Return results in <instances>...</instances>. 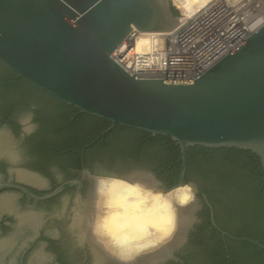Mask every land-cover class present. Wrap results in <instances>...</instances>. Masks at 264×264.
<instances>
[{"label": "water", "instance_id": "water-1", "mask_svg": "<svg viewBox=\"0 0 264 264\" xmlns=\"http://www.w3.org/2000/svg\"><path fill=\"white\" fill-rule=\"evenodd\" d=\"M177 24L169 0H0V62L51 98L109 122L103 135L122 126L171 139L181 155L177 185L191 184L185 181L191 147L248 151L264 170V26L197 78L138 80L110 59L132 27L168 32ZM32 140L45 151L46 142L37 136ZM25 144L39 171L54 163L28 140ZM143 171L121 177L169 190ZM195 201L196 196L177 206V230L167 245L131 264L170 252L182 238ZM0 204L14 210V195L0 194ZM32 218L39 220L36 214Z\"/></svg>", "mask_w": 264, "mask_h": 264}, {"label": "clouds", "instance_id": "clouds-1", "mask_svg": "<svg viewBox=\"0 0 264 264\" xmlns=\"http://www.w3.org/2000/svg\"><path fill=\"white\" fill-rule=\"evenodd\" d=\"M131 39L144 62L156 55L150 35ZM37 128L27 109L15 114L14 126L0 123V194L12 193L16 205L0 204V264H108L107 257L131 264L173 239L177 206L195 200L193 185L165 191L87 167L69 175L58 163L39 171L25 144Z\"/></svg>", "mask_w": 264, "mask_h": 264}, {"label": "trees", "instance_id": "trees-1", "mask_svg": "<svg viewBox=\"0 0 264 264\" xmlns=\"http://www.w3.org/2000/svg\"><path fill=\"white\" fill-rule=\"evenodd\" d=\"M0 70V91L15 92L20 106L35 112L46 133V145L54 148L48 152L55 159L75 170L84 164L96 171L105 160L112 171H125L132 165L152 173L165 189L177 185L181 155L179 146L171 139L122 126L103 135L109 122L81 114L51 98L17 78L1 62ZM118 160L123 165L116 170ZM192 179L211 181L217 187L216 195L203 192L216 215L217 207L228 214L234 238L245 239L232 241L228 263L264 264V248L253 243L264 247V170L259 159L251 152L237 149L191 147L187 150L185 181Z\"/></svg>", "mask_w": 264, "mask_h": 264}, {"label": "built area", "instance_id": "built-area-1", "mask_svg": "<svg viewBox=\"0 0 264 264\" xmlns=\"http://www.w3.org/2000/svg\"><path fill=\"white\" fill-rule=\"evenodd\" d=\"M178 24L168 32L131 28L110 54L124 72L138 80L197 78L264 26V0H169ZM148 34L156 53L144 62L134 53Z\"/></svg>", "mask_w": 264, "mask_h": 264}, {"label": "flooded vegetation", "instance_id": "flooded-vegetation-1", "mask_svg": "<svg viewBox=\"0 0 264 264\" xmlns=\"http://www.w3.org/2000/svg\"><path fill=\"white\" fill-rule=\"evenodd\" d=\"M2 78V72L0 70V79ZM15 96V102L9 103ZM25 110L20 106L19 95L12 91H0V123H8L14 126V116L17 112ZM36 123L38 128L33 136H37L41 142H46V133L43 131L40 120L34 112ZM32 136V137H33ZM32 137L28 138L30 147L34 151L46 155L54 163L60 164L64 170L72 175L71 171L78 172L70 168L64 162L55 159L48 151L54 150L53 147L46 145L45 151L35 147V142ZM47 140V141H46ZM117 159V158H116ZM116 164V170L118 167L123 165V161L118 160ZM97 164V163H96ZM102 167L103 173H109L106 169H109V161L105 160L103 164H98V167ZM82 164V168H84ZM97 167V168H98ZM119 171H113V174L119 176H126L130 173H139V168L129 165L125 171L123 169H118ZM97 171V170H96ZM146 172V171H143ZM111 174V173H110ZM161 183L162 188L165 189L164 185ZM188 183H191L195 189V209L190 217V220L185 227L182 238L177 242L170 252H167L163 260V264H229L231 250H233L232 241L235 240H245L240 238H234L231 231L232 228L228 222V214L226 212L220 211L217 207V215L215 209L211 206L208 201L207 195L203 191L213 192L214 195L217 194V187L211 181H196L192 179ZM216 190V191H215ZM210 207V208H209ZM108 260V264H115L113 261ZM158 259L143 261L138 264H156Z\"/></svg>", "mask_w": 264, "mask_h": 264}]
</instances>
